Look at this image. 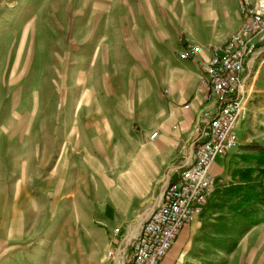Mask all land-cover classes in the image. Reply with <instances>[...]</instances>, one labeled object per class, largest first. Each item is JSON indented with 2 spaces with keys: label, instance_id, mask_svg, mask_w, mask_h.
Masks as SVG:
<instances>
[{
  "label": "rangeland",
  "instance_id": "1",
  "mask_svg": "<svg viewBox=\"0 0 264 264\" xmlns=\"http://www.w3.org/2000/svg\"><path fill=\"white\" fill-rule=\"evenodd\" d=\"M124 1L0 0V264H107L123 236L130 253L151 210L124 222L112 199L127 156L151 139L150 101L139 99L150 91L144 74L156 71L142 69L126 36ZM104 32L120 35L110 44ZM262 64L255 92L263 110L240 142L249 145L238 140L169 264H264Z\"/></svg>",
  "mask_w": 264,
  "mask_h": 264
},
{
  "label": "crops",
  "instance_id": "2",
  "mask_svg": "<svg viewBox=\"0 0 264 264\" xmlns=\"http://www.w3.org/2000/svg\"><path fill=\"white\" fill-rule=\"evenodd\" d=\"M124 3L130 9V16L125 18L129 25L126 36L132 37V48L143 58L142 69L148 70L150 65H156V71L152 69L151 76L144 74L145 78L141 80L143 85L149 81L150 86L145 87L150 91L141 93L139 100L150 101L145 110L149 108L152 112L144 126L145 131L149 130L145 138H150L153 134L151 130L159 133L156 139L141 141L139 148L131 150L122 172L116 177L112 199L125 215L124 222H132L145 206L146 212L158 205L166 171L191 157L193 145L204 129L201 115L209 105L193 100L200 80L198 66L194 61L180 60L177 52L183 50L185 42L195 43L202 46L207 57L209 47L221 44L237 32L243 19L239 0H125ZM164 10L169 16L162 15ZM119 35V32L114 36L112 33H102L110 44L111 38ZM262 63L257 62L253 68L251 82H254V92L250 97L248 114L238 126L239 146L249 145L248 142L240 143L243 131L248 128L249 121L263 110L257 100L259 90L255 92ZM149 77H153L152 81ZM186 105H189L188 109L184 108ZM235 153L236 148L228 156L216 158L212 174L217 181L225 176V161ZM121 179L125 181L123 184L120 183ZM181 239L179 237L175 245ZM175 245L162 264H169Z\"/></svg>",
  "mask_w": 264,
  "mask_h": 264
},
{
  "label": "built area",
  "instance_id": "3",
  "mask_svg": "<svg viewBox=\"0 0 264 264\" xmlns=\"http://www.w3.org/2000/svg\"><path fill=\"white\" fill-rule=\"evenodd\" d=\"M239 9L242 26L221 44L210 46L207 57L195 43L180 52V59L196 62L200 72L193 100L209 105L201 115L204 129L191 157L175 167L161 201L131 237L130 253H126L123 236L107 254V264H162L179 235L198 219L218 189L212 167L218 156L237 146L238 126L248 114L254 92L253 68L264 62V0H239ZM157 136L153 133L150 138ZM112 233L121 235L118 228Z\"/></svg>",
  "mask_w": 264,
  "mask_h": 264
},
{
  "label": "trees",
  "instance_id": "4",
  "mask_svg": "<svg viewBox=\"0 0 264 264\" xmlns=\"http://www.w3.org/2000/svg\"><path fill=\"white\" fill-rule=\"evenodd\" d=\"M228 190H229V189L225 190V192H224V196L227 195L228 192L236 191L235 188H231L229 191H228ZM216 192H217V191H216ZM219 193H221V190L219 191ZM234 195H235V194H234ZM234 195H233V196H234ZM252 205H253V204H252ZM250 207H251V206H250ZM239 211H241V210H239ZM239 211H238V213H239ZM251 211H252V210H249V211H247V212H245V213H249V212H251Z\"/></svg>",
  "mask_w": 264,
  "mask_h": 264
}]
</instances>
